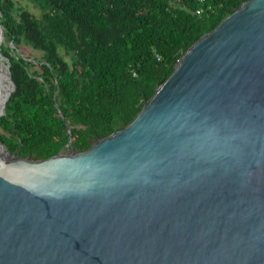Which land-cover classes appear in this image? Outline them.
I'll use <instances>...</instances> for the list:
<instances>
[{"label": "water", "instance_id": "1", "mask_svg": "<svg viewBox=\"0 0 264 264\" xmlns=\"http://www.w3.org/2000/svg\"><path fill=\"white\" fill-rule=\"evenodd\" d=\"M67 132L38 161L0 141V264H264V0L194 42L124 128L78 153Z\"/></svg>", "mask_w": 264, "mask_h": 264}, {"label": "trees", "instance_id": "2", "mask_svg": "<svg viewBox=\"0 0 264 264\" xmlns=\"http://www.w3.org/2000/svg\"><path fill=\"white\" fill-rule=\"evenodd\" d=\"M26 1L38 14L0 0V52L14 84L0 141L38 161L67 144V128L77 153L124 128L188 48L248 0Z\"/></svg>", "mask_w": 264, "mask_h": 264}, {"label": "rangeland", "instance_id": "3", "mask_svg": "<svg viewBox=\"0 0 264 264\" xmlns=\"http://www.w3.org/2000/svg\"><path fill=\"white\" fill-rule=\"evenodd\" d=\"M17 4L19 6H22L26 9H28L29 11L33 12L34 14H38V10L35 9L31 4H29L26 0H16ZM22 53V57H27L26 55L31 54L32 56H36L37 57V53L31 51L28 48H22L21 50L18 51V54ZM67 60V58H65ZM3 83L0 82V89L3 87ZM67 152V149L65 150ZM1 155V154H0Z\"/></svg>", "mask_w": 264, "mask_h": 264}, {"label": "bare ground", "instance_id": "4", "mask_svg": "<svg viewBox=\"0 0 264 264\" xmlns=\"http://www.w3.org/2000/svg\"><path fill=\"white\" fill-rule=\"evenodd\" d=\"M3 70H4V67H3V64L0 62V74H3ZM3 93L0 91V101L3 97ZM0 154L3 155L4 152H3V149L0 147Z\"/></svg>", "mask_w": 264, "mask_h": 264}, {"label": "built area", "instance_id": "5", "mask_svg": "<svg viewBox=\"0 0 264 264\" xmlns=\"http://www.w3.org/2000/svg\"><path fill=\"white\" fill-rule=\"evenodd\" d=\"M194 1H196V2H198V3H203L205 0H194ZM201 12H202V10L199 9V10H196V11H195V14H196V15H199Z\"/></svg>", "mask_w": 264, "mask_h": 264}]
</instances>
